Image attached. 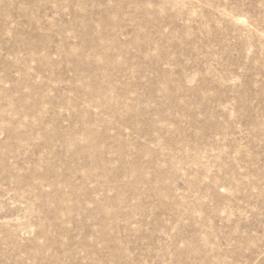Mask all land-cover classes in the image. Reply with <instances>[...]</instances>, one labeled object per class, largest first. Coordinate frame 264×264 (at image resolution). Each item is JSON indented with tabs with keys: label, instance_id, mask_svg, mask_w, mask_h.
<instances>
[{
	"label": "rangeland",
	"instance_id": "rangeland-1",
	"mask_svg": "<svg viewBox=\"0 0 264 264\" xmlns=\"http://www.w3.org/2000/svg\"><path fill=\"white\" fill-rule=\"evenodd\" d=\"M0 264H264V0H0Z\"/></svg>",
	"mask_w": 264,
	"mask_h": 264
}]
</instances>
